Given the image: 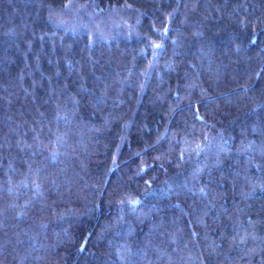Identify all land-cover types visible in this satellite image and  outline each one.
Returning a JSON list of instances; mask_svg holds the SVG:
<instances>
[{"label":"trees","instance_id":"trees-1","mask_svg":"<svg viewBox=\"0 0 264 264\" xmlns=\"http://www.w3.org/2000/svg\"><path fill=\"white\" fill-rule=\"evenodd\" d=\"M0 264H264V0H0Z\"/></svg>","mask_w":264,"mask_h":264}]
</instances>
